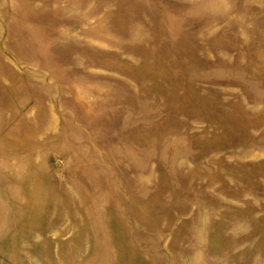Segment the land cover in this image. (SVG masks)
I'll use <instances>...</instances> for the list:
<instances>
[{
    "label": "rangeland",
    "instance_id": "obj_1",
    "mask_svg": "<svg viewBox=\"0 0 264 264\" xmlns=\"http://www.w3.org/2000/svg\"><path fill=\"white\" fill-rule=\"evenodd\" d=\"M0 264H264V0H0Z\"/></svg>",
    "mask_w": 264,
    "mask_h": 264
}]
</instances>
